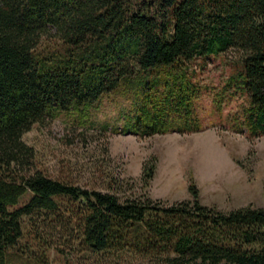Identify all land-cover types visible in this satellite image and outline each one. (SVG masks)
Listing matches in <instances>:
<instances>
[{"label":"trees","instance_id":"trees-1","mask_svg":"<svg viewBox=\"0 0 264 264\" xmlns=\"http://www.w3.org/2000/svg\"><path fill=\"white\" fill-rule=\"evenodd\" d=\"M231 50L241 54V71L228 87L248 102L238 129L263 136L264 0H0V264L19 258L26 237L48 241L46 230L63 231L88 253L264 264V208L204 205L195 183L191 199L165 205L121 196L114 176L104 189L52 178L36 169L35 149L23 141L34 125L96 103L140 72L183 71L177 78L195 95L177 64ZM135 127L112 130L164 133L140 121ZM155 171L145 164V188Z\"/></svg>","mask_w":264,"mask_h":264},{"label":"rangeland","instance_id":"rangeland-1","mask_svg":"<svg viewBox=\"0 0 264 264\" xmlns=\"http://www.w3.org/2000/svg\"><path fill=\"white\" fill-rule=\"evenodd\" d=\"M240 60V52L231 50L179 62L176 67L199 90L195 95L184 90L177 78L183 71L173 67L137 73L96 103L34 125L23 141L35 149L36 169L52 178L104 189L114 176L123 182L121 196L147 195L165 205L191 199L195 183L204 205L225 212L264 208V135L250 137L245 126L238 129L236 118L248 102L234 84L228 87L241 71ZM139 121L164 133L112 130L133 131ZM146 163L156 165L149 188L142 183ZM43 235L48 241L23 239L12 264H162L141 254L85 252L61 230Z\"/></svg>","mask_w":264,"mask_h":264}]
</instances>
